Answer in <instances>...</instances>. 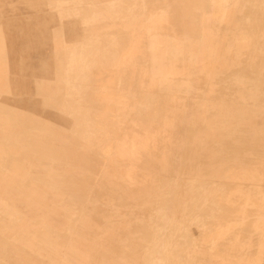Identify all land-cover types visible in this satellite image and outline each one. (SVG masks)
Returning <instances> with one entry per match:
<instances>
[{"label":"rangeland","instance_id":"obj_1","mask_svg":"<svg viewBox=\"0 0 264 264\" xmlns=\"http://www.w3.org/2000/svg\"><path fill=\"white\" fill-rule=\"evenodd\" d=\"M5 2L0 11L18 19L0 21V180L15 178L8 187L18 201L0 203V264H238L239 256H253L262 234L250 223L217 249L206 242L208 228L229 219L216 198L231 190L228 173L264 162V0H240L230 24L212 25L214 39L190 23L212 11L207 4ZM153 4L166 6L181 39L158 47L169 49L165 65L174 72L158 71L150 39L140 37ZM238 34L246 39L235 40ZM221 35L227 39H216ZM23 44L33 63L20 53ZM132 44L139 52L131 69L120 70L118 55ZM209 64L215 67L206 78ZM141 76L154 78V87L141 86ZM119 87L128 92L127 112L104 113L93 99ZM174 109L172 136L152 138L148 159L118 162L121 134L138 140ZM252 122L259 132L245 128ZM125 167L133 168L132 180L121 173ZM32 191L39 196L30 198ZM45 204L51 225L36 210ZM238 239L252 246L231 248Z\"/></svg>","mask_w":264,"mask_h":264},{"label":"crops","instance_id":"obj_2","mask_svg":"<svg viewBox=\"0 0 264 264\" xmlns=\"http://www.w3.org/2000/svg\"><path fill=\"white\" fill-rule=\"evenodd\" d=\"M145 1V0H144ZM153 3L154 0H152ZM185 5L187 7H192L201 4H207L212 11L208 14L200 17V19L196 22L195 20L190 21L192 24L196 23L198 25L200 31L202 32L204 38L206 39H214V36L210 33L212 29V25L214 23H226L230 24L231 20L235 18L237 12L241 9L242 3L240 0H184ZM6 3L5 0H0V5ZM151 13L144 19V36L143 34L140 37H144L150 39L151 48L148 50L150 55H152V60L155 63H159L158 71L164 72H174V68L168 65H165L166 58L169 54V49H165L164 47L158 48L163 45L164 42L168 41H181L180 36H178L174 29L170 27L171 21L170 17L165 15L167 13V8L162 4H153L151 6ZM4 16L5 18H2ZM9 18H17V13H9L7 10L0 11V21L2 19L7 20ZM167 29V33L163 34L162 31ZM218 40H226V35H221L217 37ZM246 39V37L242 34H238L235 36V40L242 42ZM132 47L125 50L121 54L118 55L116 67L120 70L122 69H131V65L128 64L132 57L139 52L137 47L138 44H132ZM212 50V49H210ZM20 53L23 56H26V62L33 63L34 58L32 57V51L29 49L28 45L23 44L20 49ZM32 66V65H29ZM89 67V65H87ZM92 67V66H91ZM90 67V69H91ZM215 66L209 64L205 67V71H207L206 78L212 77ZM84 68V66H83ZM71 69V67H70ZM4 67L0 64V86L3 84L2 71ZM141 86L150 89L155 85V79L146 78L141 76ZM110 79V83H113L112 78ZM210 80V79H209ZM210 85V83H207ZM88 100L91 102L92 97L88 94ZM95 102H99L103 108L104 113H109L111 111L116 112L118 115H121L123 112H127L129 107V96L128 92L123 88H118L117 90H111L110 92L98 96V98L93 99ZM91 108H88L90 112ZM238 110H243V108H239ZM175 109L172 110V113L160 126H153L152 130L146 128L145 135L140 136L138 140L132 138L128 134H121L117 140L115 141V156L118 162L128 161L131 159L133 155H137L139 159H148L149 157L145 155L147 151L150 149H155L156 147L151 146L153 144L151 139H159L161 141L168 140L172 134L173 129L172 126L174 124V116ZM239 112V111H237ZM180 113L185 118L188 116V106L183 104L180 109ZM242 116L245 113H239ZM252 116V115H248ZM251 125L246 126L245 128L251 129V132H259L257 131V123L252 122ZM260 126L264 127V122L259 123ZM254 130V131H253ZM41 146L44 151H49L52 149V146L48 144L47 139L43 136L40 140ZM154 147V148H152ZM68 148V147H66ZM166 149L165 145H162V150ZM122 154V155H121ZM261 166L252 167V163L249 164L248 170H238L234 173H228L227 177H230V182L232 187L230 188V192L225 196H216L218 200L224 201V206L228 209L229 219L225 223H217L211 228H208L210 232L209 239L206 243L208 246L211 245L212 248L217 249L221 243H225V239L227 235L232 231H241L242 227L245 224L250 223V228L254 231L261 232V239L257 244V252L253 256H239L238 264H264V221L259 220L258 218L264 216V162L260 161ZM133 168L125 167L121 169V173L125 175L128 180H132ZM53 172V171H52ZM49 173L48 175H51ZM142 174V172L140 173ZM116 180V179H115ZM119 180V179H117ZM148 177L141 175V182L148 181ZM0 203L4 205H12L17 204L18 196L17 194L8 187L9 182L15 181V178H11L8 176L7 178H3L0 180ZM39 196V192L32 191L29 193L30 198H35ZM48 194L43 193L42 198H47ZM31 203H29L30 205ZM39 210L42 221L49 223L50 225L53 222V212L49 208L48 205H43V208H38L36 206V210ZM55 215V213H54ZM254 217V219H251ZM231 248L233 249H248L252 246L250 241H241L235 240L230 242Z\"/></svg>","mask_w":264,"mask_h":264},{"label":"bare ground","instance_id":"obj_3","mask_svg":"<svg viewBox=\"0 0 264 264\" xmlns=\"http://www.w3.org/2000/svg\"><path fill=\"white\" fill-rule=\"evenodd\" d=\"M122 155V154H121Z\"/></svg>","mask_w":264,"mask_h":264}]
</instances>
